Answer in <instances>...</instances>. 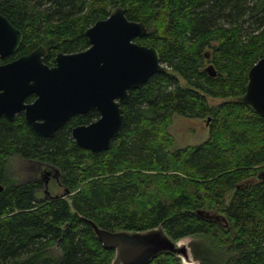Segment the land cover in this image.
I'll return each mask as SVG.
<instances>
[{
  "label": "trees",
  "instance_id": "16d2710c",
  "mask_svg": "<svg viewBox=\"0 0 264 264\" xmlns=\"http://www.w3.org/2000/svg\"><path fill=\"white\" fill-rule=\"evenodd\" d=\"M119 6L146 23L136 41L157 47L167 68L130 90L126 125L104 151L72 135L99 118L96 110L52 138L21 116L0 119V264H111L114 251L93 222L111 231L162 224L175 240H209L215 263L191 242L199 264H264V116L243 101L249 72L264 57V0H0V12L24 34L18 53L44 45L50 64L59 52L88 49L86 30ZM175 115L210 117L208 138L174 147ZM16 158L29 162V178L8 177ZM49 172L61 191L40 197V173ZM149 264L182 263L163 252Z\"/></svg>",
  "mask_w": 264,
  "mask_h": 264
},
{
  "label": "water",
  "instance_id": "95a60500",
  "mask_svg": "<svg viewBox=\"0 0 264 264\" xmlns=\"http://www.w3.org/2000/svg\"><path fill=\"white\" fill-rule=\"evenodd\" d=\"M147 33L144 21L129 19L125 8L119 6L86 30L90 41L86 50L59 52L49 66L44 63L47 50L41 46L0 65V117L5 115L13 121L17 112L26 109V119L33 130L40 136L53 137L74 115L97 109L100 117L75 126L72 135L79 146L93 152L109 149L126 125L122 105L129 100L130 90L167 68L157 47L136 41ZM23 37V32L0 12V56L16 52ZM206 70L211 76L217 74L213 64ZM31 93L38 97L25 104ZM243 101L264 116V57L249 72ZM3 190L0 184V192ZM198 213L219 218L204 210ZM93 225L103 246L114 251L111 264H149L163 252L175 254L182 264L200 262L194 257L191 243H182L189 236L175 240L162 224L144 231H111L94 222Z\"/></svg>",
  "mask_w": 264,
  "mask_h": 264
},
{
  "label": "rangeland",
  "instance_id": "374dc122",
  "mask_svg": "<svg viewBox=\"0 0 264 264\" xmlns=\"http://www.w3.org/2000/svg\"><path fill=\"white\" fill-rule=\"evenodd\" d=\"M210 103L212 104H218L221 102V99L219 98H209ZM209 126L210 122L207 123L206 118L204 119H194V118H187L180 115H175L172 121V124L168 128V132L173 136L175 139L174 147L180 148L187 145H197L204 140L208 138L209 135ZM29 162L22 161L19 159H14L11 166H10V172H9V178L12 181H21L24 179H27V172L29 170ZM45 166V165H44ZM44 166L40 169V172H47L49 170L45 171ZM52 167L50 166V169ZM42 173L40 176L45 177V174ZM46 178V177H45ZM49 179H46L44 181L43 179V186L42 189L39 191V196H46L48 195V190H52L53 192H60L61 188L58 186L57 180H55V177L53 175L48 176ZM46 185V186H45ZM184 244H189L194 241H199L200 245H203L207 248V254L208 258L212 262L215 263V258H213L214 250L209 245H214L209 240H206L208 243H204L202 239H196L192 236H189L182 240ZM192 248V247H191ZM217 248V247H216ZM219 252H221L220 249L217 248Z\"/></svg>",
  "mask_w": 264,
  "mask_h": 264
},
{
  "label": "flooded vegetation",
  "instance_id": "af4514ba",
  "mask_svg": "<svg viewBox=\"0 0 264 264\" xmlns=\"http://www.w3.org/2000/svg\"><path fill=\"white\" fill-rule=\"evenodd\" d=\"M24 35V34H23ZM23 40H24V37H23ZM23 40H22V42H23ZM22 44V43H21ZM21 46V45H20ZM41 46H43V47H45L44 45H41ZM41 46H39V47H41ZM39 47H37V48H35L34 50H36V49H38ZM20 48V47H19ZM19 48L17 49V51L16 52H14V53H12V54H8V55H6V56H4V57H1L0 56V65H4V64H6V63H9V62H11V61H13V60H15V59H17V58H19L20 56H23V54H19L18 53V50H19ZM46 48V47H45ZM33 50V51H34ZM46 50H47V48H46ZM33 51H31V52H33ZM30 52V53H31ZM29 54V53H28ZM24 55H26V54H24ZM47 55H48V50H47ZM47 55H45L44 56V63L45 64H47V65H49V66H52L53 64H54V61H53V63H47L46 62V57H47ZM38 96H37V94L36 93H31V94H29L27 97H26V99H25V101H24V103L25 104H30V103H33L35 100H36V98H37ZM93 110H96V111H98L97 109H93ZM91 111V110H90ZM89 111V112H90ZM26 109H23L22 111H20V112H17L16 113V116H15V120H16V118L17 117H22L23 119H25V121H26V123L32 128V126L27 122V119H26ZM89 112H87V113H89ZM99 112V111H98ZM87 113H85V114H87ZM85 114H77V115H74L73 117H71L70 119H69V121L72 119V118H74L75 116H79V115H85ZM99 114H100V112H99ZM100 117V116H99ZM3 118H5V119H7V120H9L5 115H2L1 117H0V119H3ZM15 120H13V121H15ZM9 121H11V120H9ZM68 121V122H69ZM67 122V123H68ZM66 123V124H67ZM65 124V125H66ZM87 124V123H86ZM89 124V123H88ZM64 125V126H65ZM77 125H79V124H77ZM77 125H75V126H77ZM74 126V127H75ZM73 127V128H74ZM62 128V127H61ZM32 130H33V128H32ZM34 131V130H33ZM35 132V131H34ZM36 133V132H35ZM56 134V133H55ZM43 137V136H42ZM46 138H52V137H46ZM74 138V137H73ZM75 140V139H74ZM113 141V140H112ZM112 144V143H111ZM40 175H41V173H40ZM48 176H50V175H45V177H41L40 176V178L42 179H49L48 178ZM42 179V180H43ZM49 191V190H48Z\"/></svg>",
  "mask_w": 264,
  "mask_h": 264
}]
</instances>
